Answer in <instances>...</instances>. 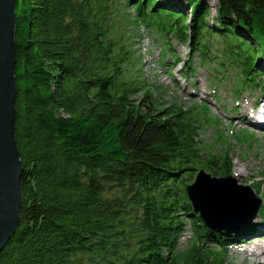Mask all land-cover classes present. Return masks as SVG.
<instances>
[{
	"label": "trees",
	"instance_id": "1",
	"mask_svg": "<svg viewBox=\"0 0 264 264\" xmlns=\"http://www.w3.org/2000/svg\"><path fill=\"white\" fill-rule=\"evenodd\" d=\"M15 14L23 204L0 264H225L232 234L208 229L186 186L195 171L230 177L229 144L217 156L200 140L204 106L154 98L126 27L155 30L165 53L191 43L173 54L186 79L199 52L217 80L238 72L235 94L263 90L264 0H16ZM186 218L195 239L179 250Z\"/></svg>",
	"mask_w": 264,
	"mask_h": 264
},
{
	"label": "rangeland",
	"instance_id": "2",
	"mask_svg": "<svg viewBox=\"0 0 264 264\" xmlns=\"http://www.w3.org/2000/svg\"><path fill=\"white\" fill-rule=\"evenodd\" d=\"M182 9L190 18L191 14L189 10L184 7H182ZM126 29L129 31V45L135 57H140L142 59L140 68L145 73L143 79L146 84L161 87V90L157 92L158 94H154V98L161 103L165 101L175 102L182 105L186 110L204 106L206 111L201 112L202 118L214 123L212 127L205 126L200 132V140L205 144V147L209 151H213L214 154L212 155L219 156L220 153L224 154L225 148L220 145V142H225V138H222L225 136L229 144V149L231 150L227 158L228 160L229 158L231 159L229 161L232 163L233 171L235 167L246 165L248 160L252 164L248 170L249 174L256 173L257 177L264 179V175L261 176L258 174L259 170L261 172L264 170V137L259 136L255 132L256 129L253 128V126L239 123L237 119L242 115L243 111L242 108L239 109L240 111L237 109L240 96L243 94L247 98L246 104H254L256 99L260 100L264 98V89H252L245 85L242 87L239 94H235L237 84H234V80H237L238 72L234 69L222 71L226 74L225 79L222 82L217 80L212 73L215 65L210 62L202 63L199 52L194 54L192 62L195 70L190 74V78L186 79L183 77V74L189 70L183 68L181 65L176 66L173 54L186 61L188 56L193 54L190 46L191 43L184 44L171 38L170 41L174 53H165L162 46L163 40L155 30L148 29L146 26H141L138 29H132L130 26H127ZM209 43L214 47L212 51L213 56L218 55V53H216L218 41L210 39ZM219 43L222 44L221 41H219ZM220 49H223L222 45ZM164 54L166 57L164 61H162ZM210 56L212 57V55ZM258 66L259 69L262 70L261 72L264 73V63H259ZM196 94H198V96H196ZM143 98V92L136 95L138 101H142ZM247 132L249 135H247ZM250 133H254L255 135H250ZM219 135H221L220 139L218 137ZM239 139L242 142L248 141V143H245L243 147ZM217 171L218 169H207L205 172L212 177L219 178L221 176ZM193 173H195V178H193L192 181L190 180L191 182H187L189 185L195 181L198 171ZM231 177L234 179L235 183H237L235 185H242L232 174ZM247 183H249V180L243 185L249 187L255 194V198L260 200V209L264 204L260 196V193H264V184L262 189L258 190L255 186H249ZM254 212H256V210ZM258 214L259 213L256 214V219H258ZM238 219L240 220L242 218ZM255 221L253 222L254 224L244 226L230 233L232 237L236 238V243H232L233 245L226 247L225 264H254V258L249 259L242 254H238V249L234 246L241 244L242 246L240 248L242 250L256 251L257 242L254 244H244L240 243V241L245 239H238L237 241V238L241 236L250 239L257 238L256 231L258 226L255 224L257 221ZM194 239L195 236L192 231V226L190 225L189 219L186 218L184 232L179 241V250H184L189 247ZM258 264H264V254L259 258Z\"/></svg>",
	"mask_w": 264,
	"mask_h": 264
},
{
	"label": "water",
	"instance_id": "3",
	"mask_svg": "<svg viewBox=\"0 0 264 264\" xmlns=\"http://www.w3.org/2000/svg\"><path fill=\"white\" fill-rule=\"evenodd\" d=\"M15 3L0 0V254L18 229L23 204V163L16 140ZM235 184L231 176L212 177L201 170L186 186L194 212L200 214L209 230L237 231L248 225L259 210L261 203L253 191ZM251 200H257L258 209L251 208L249 214L256 212L247 218L238 216V208H249Z\"/></svg>",
	"mask_w": 264,
	"mask_h": 264
},
{
	"label": "bare ground",
	"instance_id": "4",
	"mask_svg": "<svg viewBox=\"0 0 264 264\" xmlns=\"http://www.w3.org/2000/svg\"><path fill=\"white\" fill-rule=\"evenodd\" d=\"M196 96H198V94H196ZM246 100L247 98L242 94L240 96L239 102H238V110L239 109H243L242 111V115H240L237 119L239 123H244V124H249L251 126H253V128L256 129V133L259 136L264 137V98L257 100L254 102V104L250 103V104H246ZM236 109V110H237ZM240 111V110H239ZM254 134V133H252ZM255 135V134H254ZM252 166L251 162L247 160L246 165L244 166H239V167H235L234 171L232 169V176L238 180V182L240 184H242L241 186H244L243 184L246 183L247 180H249V186H253L255 183V179H259L261 177H257L256 173L255 174H249L248 170L249 168ZM259 175L263 176L264 175V170L261 172L259 170L258 172ZM263 182L264 184V179H259ZM264 193H260L261 198L263 199V203H264ZM250 207L249 208H245L240 210V208H238V211H240L237 215L238 216H243L244 217H249L251 216L254 211H252V213L249 214L250 209L253 207H257V200H251L250 202ZM258 214V219H256V214ZM256 219V221H255ZM256 222L255 224L258 226L257 228V238L256 239H250V238H246V237H238V239H245L242 241H240V243H250V244H254L255 242H257V246H256V251H247V250H242L240 247L242 246L241 244H237L236 246H234L236 249H238V254H242L244 255L246 258H254V264H258V260L259 258L264 254V204L260 207V209L255 213V215L253 216V219L248 223V225L254 224L253 222ZM246 225V226H248ZM232 241L230 242L231 245H233L236 240V238L231 237ZM250 239V240H249ZM234 241V242H233ZM233 243V244H232ZM260 263V262H259Z\"/></svg>",
	"mask_w": 264,
	"mask_h": 264
}]
</instances>
